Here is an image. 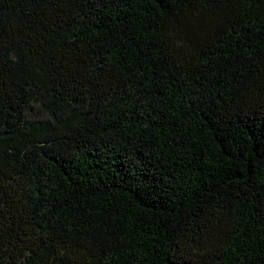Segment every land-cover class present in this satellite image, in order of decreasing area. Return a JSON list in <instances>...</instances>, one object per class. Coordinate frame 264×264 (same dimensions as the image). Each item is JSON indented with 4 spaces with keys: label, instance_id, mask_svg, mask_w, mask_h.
<instances>
[{
    "label": "trees",
    "instance_id": "16d2710c",
    "mask_svg": "<svg viewBox=\"0 0 264 264\" xmlns=\"http://www.w3.org/2000/svg\"><path fill=\"white\" fill-rule=\"evenodd\" d=\"M0 264H264V0H0Z\"/></svg>",
    "mask_w": 264,
    "mask_h": 264
}]
</instances>
